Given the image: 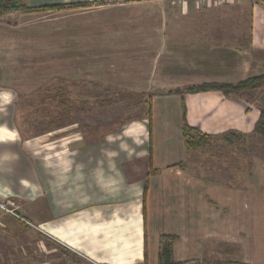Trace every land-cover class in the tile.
Masks as SVG:
<instances>
[{
    "label": "crops",
    "instance_id": "1",
    "mask_svg": "<svg viewBox=\"0 0 264 264\" xmlns=\"http://www.w3.org/2000/svg\"><path fill=\"white\" fill-rule=\"evenodd\" d=\"M168 1L25 0L30 9L63 8L18 12L21 23L30 22L16 27L21 38L0 37V80L16 75L6 68L13 57L26 53L36 63L40 48H46L53 65L110 64L118 71L119 64L126 65L110 83L154 96L148 116L124 117L104 129L62 127L26 139L16 122L19 95L0 85L14 96L11 102L0 98V201H14L37 227L0 212V264H19L25 251H41L46 264H57V249L91 264H159L165 235L176 237V263L224 255L234 246L240 264H264V158L256 155L247 163L248 154L234 155L224 146L223 152L210 146L191 151L183 138L185 116L204 134L223 139L234 131L264 144L254 133L264 88L230 97L216 91L175 94L204 83L236 85L262 76L264 6L237 0L229 7L248 15L247 37L237 35L236 25L196 23L171 39L168 11L159 8ZM195 9L172 11L199 17L219 11ZM58 17L64 22L53 23ZM224 28L226 35L217 32ZM84 75L99 80L95 72ZM58 78L73 79L63 72ZM157 122L164 129L160 137ZM24 235L31 240L24 241Z\"/></svg>",
    "mask_w": 264,
    "mask_h": 264
},
{
    "label": "rangeland",
    "instance_id": "2",
    "mask_svg": "<svg viewBox=\"0 0 264 264\" xmlns=\"http://www.w3.org/2000/svg\"><path fill=\"white\" fill-rule=\"evenodd\" d=\"M236 2L237 0L233 5L215 7L209 4L197 5L196 2L184 4L179 0H172L162 4L159 8L165 9L166 13L168 11L166 19L168 34L171 39H176L182 34V31H180L182 30L181 27L190 29V26L196 23H210L223 27L236 25L240 30V33L238 34L237 32V35L247 37L250 26L248 15L238 16L234 14L235 12L232 13V11H230L231 8L229 9V7H234ZM183 7L196 8L198 10H203L202 12L206 11V9H218L219 11L216 10L214 13L201 17L196 14L191 15L190 12L177 16L174 11H172L174 9L179 10ZM20 14L21 13L11 10L7 13L0 11V27L2 30H0V37H4L6 40L12 38L14 40L16 37L17 39L21 38L19 34H15L18 29L16 27H22L21 25L26 27L30 22L27 20L21 23ZM92 16L95 17L97 15L93 13ZM52 22L61 24L64 21L58 17ZM226 30L227 29L224 28L220 32H217L226 35V32L222 33ZM186 33L189 37L190 31H186ZM26 38L27 36H22V39L26 40ZM0 48L2 50V47ZM23 51L27 52L30 51V49L27 50L23 48ZM46 51V48H40L39 54L37 55L38 58L36 57V63L31 62L35 58L26 57V53H22L21 58L17 56L13 57L14 62L12 61L10 64L7 63L6 68L12 69L13 73L16 75H14V78L7 76V79L0 80L1 86L13 88L19 95L17 97L16 122L24 138L30 139L37 136H46L48 133H54L58 128L62 127H71V129H79L82 131L86 130L88 127L104 129L114 125L115 121H119L124 117L138 118L141 116H148L149 105L154 98L153 95H147L145 93L135 94L124 88L120 83L115 85L110 83V77L123 74L126 65L119 64V68H121L119 71L116 65L113 67L110 64L96 65L97 68H95V65H82L83 63H62L53 65L47 63L48 58L44 55ZM7 56V60L9 61V52ZM11 58L12 57H10V59ZM16 60H21L22 62L17 63ZM0 62L4 63L2 60ZM62 72L63 75L65 74L69 76V78L73 77V79L62 80L58 78ZM94 72L95 74L97 73L96 76L99 77V80L92 81L84 79V77H86L84 74L92 75ZM52 75H55V77L52 78ZM119 82L121 81L119 80ZM262 88H264V86ZM254 98L255 96H252L251 100L253 101ZM163 101L164 99H162V104L165 103ZM261 104L263 103L261 102ZM156 132L159 137L164 134V129H162L159 122H157ZM228 144L230 143L225 139L218 138L211 140L208 145L204 146L199 151L206 150L208 146L213 147V150L217 148L220 149V146H224L223 149L225 152H232V154L235 155L241 151L248 154L247 163L256 155L264 158V144L261 142L245 140L242 136L241 139L233 138L231 145ZM220 152H223V150L220 149ZM231 162V166H234L235 160ZM27 240L30 241L31 239L29 236L27 237V235H24V241ZM262 241H264V238ZM37 242L38 241H36L35 244ZM57 250L59 254V257H57L58 255L56 256L57 264H91L73 253H66L61 249ZM228 251L229 252H226L224 255L218 256L211 254L210 256H206L202 261L185 264H227L229 262L240 264L241 257L239 249L232 246L231 251ZM217 252L221 254V251ZM41 253V251H38V254L32 255L25 251L18 262L19 264H37L38 262L46 264L48 257Z\"/></svg>",
    "mask_w": 264,
    "mask_h": 264
},
{
    "label": "trees",
    "instance_id": "3",
    "mask_svg": "<svg viewBox=\"0 0 264 264\" xmlns=\"http://www.w3.org/2000/svg\"><path fill=\"white\" fill-rule=\"evenodd\" d=\"M25 0H0V11L7 13L10 10L13 12L32 13L45 10H59L63 7H44L40 9H30L23 5ZM264 86V74L260 77L250 78L242 81L236 85L219 84V83H204L197 86L187 87L183 90L175 92L177 95L197 94L203 92L216 91L221 92L224 96L230 97L233 95H239L245 91H253ZM184 108V113L185 112ZM254 133L260 136L264 140V110L261 111L259 121L257 122ZM242 135L231 131L223 135V139L228 142H232L233 138L241 139ZM183 138L187 148L191 151H199L204 146L208 145L211 140L218 139L211 135L204 134L199 130L189 126L184 116ZM176 237L174 236H162L159 241V264H185L176 263L174 260V242ZM227 264H238L236 262H229Z\"/></svg>",
    "mask_w": 264,
    "mask_h": 264
},
{
    "label": "built area",
    "instance_id": "4",
    "mask_svg": "<svg viewBox=\"0 0 264 264\" xmlns=\"http://www.w3.org/2000/svg\"><path fill=\"white\" fill-rule=\"evenodd\" d=\"M184 4H188L190 2H196L197 5L200 4H209L215 7H219L222 5H233L235 0H179ZM256 5L264 6V0H254ZM0 212L4 215L17 220L18 222L24 224L27 227L37 229L35 225L30 223L27 219H25L19 212V206L12 200L0 201Z\"/></svg>",
    "mask_w": 264,
    "mask_h": 264
},
{
    "label": "clouds",
    "instance_id": "5",
    "mask_svg": "<svg viewBox=\"0 0 264 264\" xmlns=\"http://www.w3.org/2000/svg\"><path fill=\"white\" fill-rule=\"evenodd\" d=\"M0 98H4L6 100H8V102H11L12 99H14L13 93L7 90L4 91H0ZM100 179H103V173L101 172L100 174Z\"/></svg>",
    "mask_w": 264,
    "mask_h": 264
}]
</instances>
